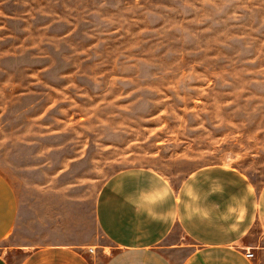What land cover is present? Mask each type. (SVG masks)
<instances>
[{
    "label": "rangeland",
    "instance_id": "obj_1",
    "mask_svg": "<svg viewBox=\"0 0 264 264\" xmlns=\"http://www.w3.org/2000/svg\"><path fill=\"white\" fill-rule=\"evenodd\" d=\"M209 164L264 182V0H0V171L27 195Z\"/></svg>",
    "mask_w": 264,
    "mask_h": 264
},
{
    "label": "crops",
    "instance_id": "obj_2",
    "mask_svg": "<svg viewBox=\"0 0 264 264\" xmlns=\"http://www.w3.org/2000/svg\"><path fill=\"white\" fill-rule=\"evenodd\" d=\"M24 190L0 171V264H264V182L233 166H202L178 185L126 168L94 200Z\"/></svg>",
    "mask_w": 264,
    "mask_h": 264
},
{
    "label": "built area",
    "instance_id": "obj_3",
    "mask_svg": "<svg viewBox=\"0 0 264 264\" xmlns=\"http://www.w3.org/2000/svg\"><path fill=\"white\" fill-rule=\"evenodd\" d=\"M246 255L248 257H252L254 255V253L249 249V250H246Z\"/></svg>",
    "mask_w": 264,
    "mask_h": 264
}]
</instances>
